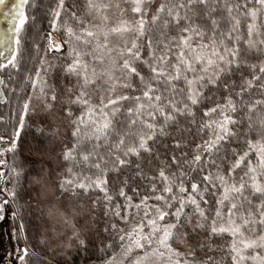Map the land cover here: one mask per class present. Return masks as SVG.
<instances>
[{
	"label": "snow or ice",
	"instance_id": "obj_1",
	"mask_svg": "<svg viewBox=\"0 0 264 264\" xmlns=\"http://www.w3.org/2000/svg\"><path fill=\"white\" fill-rule=\"evenodd\" d=\"M26 5L0 35L25 246L0 264H264V0H34L47 29Z\"/></svg>",
	"mask_w": 264,
	"mask_h": 264
},
{
	"label": "rangeland",
	"instance_id": "obj_2",
	"mask_svg": "<svg viewBox=\"0 0 264 264\" xmlns=\"http://www.w3.org/2000/svg\"><path fill=\"white\" fill-rule=\"evenodd\" d=\"M16 3V0H5L3 5H0V35H9V15L8 12L11 10L12 5ZM13 223L9 219L0 222V255H3L6 251H14L16 247L23 248L24 241L20 243L18 240L12 238L11 232ZM18 264V262H16Z\"/></svg>",
	"mask_w": 264,
	"mask_h": 264
},
{
	"label": "trees",
	"instance_id": "obj_3",
	"mask_svg": "<svg viewBox=\"0 0 264 264\" xmlns=\"http://www.w3.org/2000/svg\"><path fill=\"white\" fill-rule=\"evenodd\" d=\"M34 2V0H29V5H26V10L29 12L30 15L35 14L37 16V20H38V26H42L43 28L47 29V20H43L42 25H40V19L42 16L41 11L38 9L35 11V13H33V9L31 7L32 3ZM29 31H31V27H29ZM6 75V73H5ZM4 94L6 97H8V93L7 90H4ZM15 97L12 96L9 99H14ZM8 111V107H7V103L4 104H0V115L5 114ZM28 235L29 238L31 239V230L30 228L28 229ZM20 243H22V239L18 240Z\"/></svg>",
	"mask_w": 264,
	"mask_h": 264
}]
</instances>
